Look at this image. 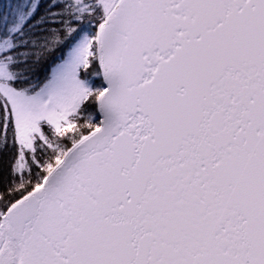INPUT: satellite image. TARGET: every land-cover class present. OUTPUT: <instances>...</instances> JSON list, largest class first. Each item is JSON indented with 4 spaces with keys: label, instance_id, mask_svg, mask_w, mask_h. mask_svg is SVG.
I'll return each instance as SVG.
<instances>
[{
    "label": "snow or ice",
    "instance_id": "snow-or-ice-1",
    "mask_svg": "<svg viewBox=\"0 0 264 264\" xmlns=\"http://www.w3.org/2000/svg\"><path fill=\"white\" fill-rule=\"evenodd\" d=\"M0 264H264V0L0 10Z\"/></svg>",
    "mask_w": 264,
    "mask_h": 264
},
{
    "label": "trees",
    "instance_id": "trees-1",
    "mask_svg": "<svg viewBox=\"0 0 264 264\" xmlns=\"http://www.w3.org/2000/svg\"><path fill=\"white\" fill-rule=\"evenodd\" d=\"M12 2L13 0H0V10L7 8Z\"/></svg>",
    "mask_w": 264,
    "mask_h": 264
}]
</instances>
